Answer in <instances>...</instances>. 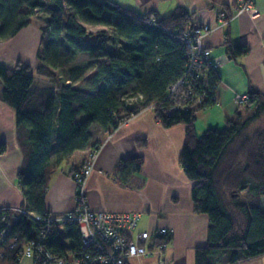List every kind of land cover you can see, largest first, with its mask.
Masks as SVG:
<instances>
[{
	"label": "trees",
	"instance_id": "1",
	"mask_svg": "<svg viewBox=\"0 0 264 264\" xmlns=\"http://www.w3.org/2000/svg\"><path fill=\"white\" fill-rule=\"evenodd\" d=\"M34 17L45 24L35 72L51 79L53 86L36 88L29 66H0V99L16 112L24 156L17 180L24 195L22 207L28 211L5 240L8 245L17 239V246L4 249L0 243V254L4 252L0 264H20L21 252L43 234L48 247L59 253L80 247L75 223L54 225L48 231L36 220V215L49 214L45 200L52 176L76 153L99 150L93 127L111 134L149 107L162 127L186 128L179 163L192 183L194 212L209 219L207 243L196 248L195 264H239L264 256V94L249 90L233 118L199 136L196 114L217 104L214 97L221 77L219 69L211 70L192 82L195 91H204L207 97L202 106L168 112V87L186 68L188 49L183 38L189 25L199 27L191 23L187 10L178 7L163 17L156 11L143 14L123 8L111 0H0V41L13 39ZM225 45L232 61L249 52L229 39ZM82 54L89 62L74 66ZM89 72L93 74L86 79ZM128 87L132 93L126 95ZM131 98L136 100L126 106ZM244 112L249 113L246 118ZM4 150L1 144L0 153ZM143 165L142 157L121 160L114 176L122 186L140 188L145 183ZM83 166L74 169L71 177ZM4 212L9 219L17 213L0 209V216ZM169 242L165 236L155 239L154 245L165 247Z\"/></svg>",
	"mask_w": 264,
	"mask_h": 264
},
{
	"label": "crops",
	"instance_id": "2",
	"mask_svg": "<svg viewBox=\"0 0 264 264\" xmlns=\"http://www.w3.org/2000/svg\"><path fill=\"white\" fill-rule=\"evenodd\" d=\"M119 6L139 13L158 12L165 17L183 7L191 15V23L209 27L203 44L220 62L221 82L217 88L218 104L196 114L204 122L200 133L222 128L239 110L238 97L253 89L264 94V0H253L258 16L247 12L234 15L237 0H111ZM42 32L36 24L25 27L13 39L0 41V66L14 69L18 63L36 66ZM226 39L233 46H246V56L232 61L226 51ZM3 84L0 82V92ZM185 126L164 128L152 110L132 117L111 135L100 132L94 136L100 148L94 169L85 183L86 203L94 211L134 213L139 215L138 232L154 233L168 230L170 242L153 254L131 258L128 264H195V250L206 245L209 219L194 212L192 183L186 178L179 156L185 142ZM197 133L198 130L196 128ZM199 135V134H198ZM201 136V135H199ZM0 209L20 208L24 195L17 175L24 156L17 139L16 112L0 99ZM90 150L76 153L54 172L45 200L46 211L63 216L77 207V185L71 172L87 163ZM142 157V187L122 186L114 176L121 160ZM264 203V200H263ZM239 264H264V256Z\"/></svg>",
	"mask_w": 264,
	"mask_h": 264
},
{
	"label": "built area",
	"instance_id": "3",
	"mask_svg": "<svg viewBox=\"0 0 264 264\" xmlns=\"http://www.w3.org/2000/svg\"><path fill=\"white\" fill-rule=\"evenodd\" d=\"M238 8L235 14L247 12L253 17L258 16L253 0H237ZM223 21H228L224 13L220 15ZM231 17V18H232ZM209 27L188 26V31L183 38L187 46L186 68L183 76L168 87V101L171 108L168 112L183 110L189 111L194 107L202 106L207 99L204 91L197 93L192 86L195 79H201L211 70L217 71L220 62L212 57V53L203 44L204 36L209 32ZM206 92V91H205ZM247 96L238 97V103L242 104ZM136 98L128 99L126 106H131ZM217 102V96L214 97ZM97 152L93 153L89 161L82 169L73 174V180L77 185V209L65 217H53L48 214L44 217L36 215V220L43 222L49 231L54 225L60 226L65 222H73L77 225L80 236V247L66 254L50 249L45 234L41 238L30 242L21 252L22 257L32 259L33 264H128L131 258L148 256L154 251L164 248L155 247L154 238H163L168 235L167 229H159L154 233L138 232L139 215L134 213H112L94 211L87 206L85 195V183L94 169V161ZM8 208H5L7 210ZM16 214L9 219L7 213L0 216V243L3 248H15L17 239L5 244L10 236L14 223H17L22 215L28 214L24 207L16 210ZM30 214V213H29ZM4 252L0 254L2 257Z\"/></svg>",
	"mask_w": 264,
	"mask_h": 264
},
{
	"label": "rangeland",
	"instance_id": "4",
	"mask_svg": "<svg viewBox=\"0 0 264 264\" xmlns=\"http://www.w3.org/2000/svg\"><path fill=\"white\" fill-rule=\"evenodd\" d=\"M233 15H230L229 16V18L230 19H232L231 17H232ZM230 19H227V20H229L230 21ZM34 24H36V28L37 29H39L40 31H41V26H44L45 24H44V20H37L36 19V17H34V18H32V25H34ZM201 27H203V26H201ZM93 32H95L96 30H92ZM98 31V30H97ZM107 31H109V30H107ZM209 32L211 31V29H209L208 30ZM42 32V31H41ZM208 32V33H209ZM207 33V34H208ZM206 34V35H207ZM205 35V36H206ZM204 36V37H205ZM89 62V57H88V55H86V54H82V55H79V56H77L76 57V59H75V62H74V66L76 65V66H82V65H85V64H87ZM39 65V62H38V59H37V57H36V66H35V68L33 69L32 67H31V69H32V74L34 75V77H35V87L36 88H46V87H51V86H53L51 83V79H49V78H45V77H41V76H38L37 74H36V72H35V70H36V68H37V66ZM30 67V66H29ZM54 71V70H53ZM56 71H54V73H55ZM93 74V72H89V73H87V75H86V79L87 78H89L91 75ZM68 76V72L66 71V72H64L63 73V78H66ZM77 87H80V88H82L83 87V85L82 84H78L77 85ZM84 89H86L85 87H84ZM132 93V89H131V87H128V88H126V90L124 91V94H131ZM246 102V101H245ZM244 102V103H245ZM237 103H238V99H237ZM244 103H242V105L244 104ZM217 104H218V97H217ZM239 104V103H238ZM239 105H241V104H239ZM144 110H152L153 112H154V109L152 108V107H149V108H147V109H143V110H140V112L141 111H144ZM139 112V113H140ZM247 115H249V113L247 114L246 112H244L243 113V117L244 118H246L247 117ZM197 122V121H196ZM202 125L203 126H206V124H204V122H202V121H198V124H197V130H198V134L199 135H202L201 133H200V127H202ZM100 129H99V127H93V134H94V136H96V135H98V133L100 132L99 131ZM108 135H111L110 133L108 134ZM92 155V154H91ZM91 155H90V157H91ZM90 157H89V159H90ZM89 159L87 160V162L89 161ZM95 162V161H94ZM64 167H66V164H63V168ZM90 177V176H89ZM88 177V178H89ZM76 196H77V192H76ZM76 199H77V197H76ZM77 201V200H76ZM264 204V203H263ZM88 206V205H87ZM18 208H15L14 210H17ZM76 209H77V207H76ZM75 209V210H76ZM74 210V211H75ZM99 212V211H98ZM71 213V212H70ZM70 213H67V214H65V215H63V216H54V215H52V214H50V215H52L53 217H56V218H59V217H65V216H67V215H69ZM153 242H155V238H154V240H153ZM161 250V249H160ZM20 264H33V262H32V259L31 258H28V257H22L21 258V263Z\"/></svg>",
	"mask_w": 264,
	"mask_h": 264
}]
</instances>
